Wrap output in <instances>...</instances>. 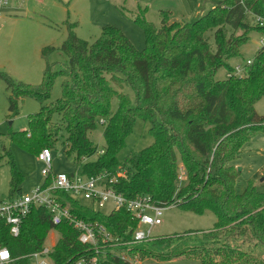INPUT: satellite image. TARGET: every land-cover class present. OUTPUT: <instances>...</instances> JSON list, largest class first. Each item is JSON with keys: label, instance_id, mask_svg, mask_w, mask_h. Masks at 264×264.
<instances>
[{"label": "trees", "instance_id": "trees-1", "mask_svg": "<svg viewBox=\"0 0 264 264\" xmlns=\"http://www.w3.org/2000/svg\"><path fill=\"white\" fill-rule=\"evenodd\" d=\"M207 1L212 6L192 21L170 20L166 11H160L159 27L138 13L135 21L145 32L140 50L114 25L101 26L92 41L78 37L68 25L58 48L66 62L55 66L47 61L38 85L0 72L9 91L12 116L24 96L40 103L39 110L27 117V129L9 133L11 141L38 155L61 140L66 144L65 155L74 159L79 173L93 176L122 171L113 187L127 198L147 195L160 206L216 216L209 230L131 243L137 220L125 208L102 214L60 191L62 203L73 213L86 221H98L121 243L104 247L97 264H130L118 256L121 251L140 260L185 257L197 264H264V193L252 179L246 180L241 192L236 191L240 171L234 164L243 145L264 132V115L254 107L264 96V45L242 75L216 78L221 67L227 73L233 71L232 61L242 55L240 47L250 31L264 34V26L254 22L255 17L264 20V0ZM53 50L46 46L43 54ZM59 76L61 95L49 102ZM136 118L149 123L153 141L120 162L117 153L132 133ZM98 122L103 125L104 138L100 149L88 137ZM95 154L94 160L82 161ZM2 159L10 170L8 194H20L21 174L9 150L0 153ZM179 162L185 174L182 181L177 179ZM261 170L264 175V164ZM52 230L57 238L48 257L54 264H73L95 254L91 246L79 241L73 225L65 221L52 224L49 212L41 206L31 208L17 236L0 219V245L9 249L11 264H32L27 255L43 248Z\"/></svg>", "mask_w": 264, "mask_h": 264}, {"label": "rangeland", "instance_id": "rangeland-1", "mask_svg": "<svg viewBox=\"0 0 264 264\" xmlns=\"http://www.w3.org/2000/svg\"><path fill=\"white\" fill-rule=\"evenodd\" d=\"M212 4L207 0H11L0 10V72L7 73L14 80L34 86L42 81V72L46 62L55 66L66 62L65 54L58 49L65 39L67 27H73L76 35L82 39L94 40L100 34L101 26L110 24L118 27L130 40L136 49L145 45V32L135 21L137 14L142 13L147 21L156 27L161 24L160 11H166L169 19L181 22L192 21L198 14L208 10ZM248 41L240 47L241 56L233 60V66H245V60L252 58L259 49V39L264 37L256 31H250ZM46 46H53L55 50L47 55L43 54ZM227 75L225 68L216 72V78ZM62 77H56L51 88L53 101L61 95ZM132 97V91L123 89ZM8 89L5 79L0 76V153L10 151L17 170L21 174L17 184L23 194H31L33 189L41 184L44 177L41 170L44 167L36 153L29 151L16 142L11 141L9 133L28 128L27 117L40 108L37 99L24 96L18 102V113L11 115L8 109ZM116 100L112 101L115 108ZM255 111L264 115V96L255 102ZM10 122V123H9ZM149 123L136 118L133 131L126 138L124 147L117 153L121 162L125 156L133 151H139L152 143L153 137L148 131ZM88 137L98 149L104 144L103 125L98 122L95 129L88 132ZM66 144L59 140L51 148L53 173L73 172L77 166L72 157L65 155ZM83 158L90 161L96 158ZM264 163V132L255 135L242 147V153L234 161L236 167L241 168L235 188L242 191L246 180L252 179L259 192L264 193V176L261 165ZM180 166L181 163L179 162ZM10 190V170L6 159L0 162V199L8 196ZM82 204L88 201L80 199ZM113 208L111 201L106 202L99 209L102 214H108ZM212 212L195 214L170 205L163 210L162 223L151 228L152 237L168 236L183 233L188 230H209L216 222ZM57 238V232L52 230L45 244L51 247ZM141 264H197L195 260L185 257L170 261L156 259L141 260Z\"/></svg>", "mask_w": 264, "mask_h": 264}, {"label": "built area", "instance_id": "built-area-1", "mask_svg": "<svg viewBox=\"0 0 264 264\" xmlns=\"http://www.w3.org/2000/svg\"><path fill=\"white\" fill-rule=\"evenodd\" d=\"M11 0H0V10L5 8ZM254 22L259 26H264V20L255 17ZM264 36V34H261ZM264 45V37L259 39V48ZM251 63V58L245 61V66ZM240 64L233 66V71L227 75H242L244 67ZM102 150H99L101 153ZM43 162L44 167L41 174L44 180L37 185L31 194H12L4 199H0V219L8 225L9 233L17 236L20 233L21 224L29 214L33 206H41L47 209L50 214L51 222L58 225L63 221L74 226L79 231V241L89 245L95 254L82 256L75 260L73 264H97L98 254L104 247L118 245V239L113 238L106 228L98 221H86L78 217L70 210L68 205L62 203L60 191L67 193L72 199L88 201V206L100 209L103 205L111 201L112 210L125 208L137 220V227L133 231L131 243H139L152 239L151 228L162 223L163 210L166 208L154 203L147 195H140L134 198H127L115 191L113 184L117 181L122 171L118 170L114 174L106 171L93 176H86L77 170L73 172L53 173L51 169L52 153L50 148H43L37 155ZM185 178L183 166H179L177 179L182 181ZM49 181V183H45ZM64 199V198H63ZM52 247V246H51ZM51 247L44 245L38 251L27 255L32 264H54L48 257ZM121 259L128 260L130 264H141L137 257L129 258L124 252H118ZM13 258L6 246L0 245V264H11Z\"/></svg>", "mask_w": 264, "mask_h": 264}, {"label": "crops", "instance_id": "crops-1", "mask_svg": "<svg viewBox=\"0 0 264 264\" xmlns=\"http://www.w3.org/2000/svg\"><path fill=\"white\" fill-rule=\"evenodd\" d=\"M170 20H171V19H170ZM241 153H242V149H241ZM240 155H241V154H240ZM239 157H240V156H239ZM239 157H238V158H239ZM263 164H264V163H263ZM263 164H262V165H263ZM262 165H261V168H262ZM235 166H236V165H235ZM239 171L241 172V168H240V170H239ZM261 171H262V170H261ZM236 191H238V192H241V191H240V190H238V189H236ZM54 241H55V240H54ZM54 241L52 242L51 246L54 244Z\"/></svg>", "mask_w": 264, "mask_h": 264}, {"label": "water", "instance_id": "water-1", "mask_svg": "<svg viewBox=\"0 0 264 264\" xmlns=\"http://www.w3.org/2000/svg\"><path fill=\"white\" fill-rule=\"evenodd\" d=\"M10 123V122H9ZM238 170H240V167L237 168ZM261 180H264V176L261 178Z\"/></svg>", "mask_w": 264, "mask_h": 264}]
</instances>
